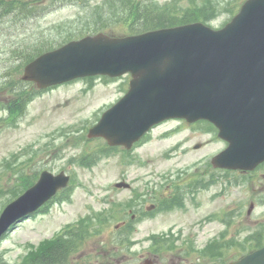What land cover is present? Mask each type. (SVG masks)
<instances>
[{"label": "rangeland", "instance_id": "374dc122", "mask_svg": "<svg viewBox=\"0 0 264 264\" xmlns=\"http://www.w3.org/2000/svg\"><path fill=\"white\" fill-rule=\"evenodd\" d=\"M141 1L146 0H44L25 19L17 21L0 15V100L8 101L11 97L4 82L34 93L18 116L0 110V212L26 187L21 184L24 176L34 181L43 169L54 173L64 170L72 179L69 189L53 198L45 211L32 214L4 235L0 241L1 260L15 264L30 259L42 243L55 238L62 228L88 212L96 215L103 212L104 221L111 227L117 222L115 207L134 205L127 200L136 191L146 193L148 205L156 202L169 185H177L180 178L183 187L196 178L205 185L194 195L184 193L182 208L177 204L166 213L155 209V216L140 225L148 224L154 234L168 229L175 231L176 225L188 226L195 238H212L226 231L219 217L225 218L227 208L234 205L236 217L229 233L234 254L241 250L246 235L255 234L251 242L264 237L261 223L251 224L248 230L240 228L242 215L237 213L244 210V202L248 206L252 201L255 208L251 218L258 222L264 213V195L255 183L263 181L256 177L254 182L211 166V157L224 149L226 142L207 121L187 123L171 118L156 124L129 150L109 147L102 138H88L87 129L126 92L129 74L77 78L38 91L34 83L21 79L26 51L56 47L95 31L111 34L138 31L131 28L125 16L129 15L131 3ZM151 1L158 8L170 7L173 14L198 15L200 18L196 19L213 28L228 21L242 2L149 0L148 3ZM20 80L26 87L19 84ZM197 145L200 147L195 148ZM123 179L131 184L129 190L115 187V182ZM149 193L151 198H147ZM212 213H216L214 218H210Z\"/></svg>", "mask_w": 264, "mask_h": 264}, {"label": "water", "instance_id": "95a60500", "mask_svg": "<svg viewBox=\"0 0 264 264\" xmlns=\"http://www.w3.org/2000/svg\"><path fill=\"white\" fill-rule=\"evenodd\" d=\"M126 72L131 74L128 91L103 112L89 137L130 148L166 118L206 119L228 141L212 157L214 166L251 169L264 160V0H245L219 29L193 22L119 37L86 35L28 62L22 79L44 88L76 77ZM68 180L64 171L43 170L4 207L0 238ZM230 264H264V246Z\"/></svg>", "mask_w": 264, "mask_h": 264}, {"label": "flooded vegetation", "instance_id": "af4514ba", "mask_svg": "<svg viewBox=\"0 0 264 264\" xmlns=\"http://www.w3.org/2000/svg\"><path fill=\"white\" fill-rule=\"evenodd\" d=\"M230 171L241 177H249L254 182L253 178L259 177L263 182L255 184L264 195V161L252 170ZM169 190L171 189L165 191L167 194L159 197L158 203L170 204L174 202L175 192ZM151 197V194L147 195V198ZM180 198L184 199V195H181ZM144 202H146L144 199L138 202V208L142 207V211L140 210L136 214L132 210H128V213H124L111 228L105 229L106 224L101 222L77 223L76 227L70 229L67 264H227L264 245V240L251 245V241L246 235L243 241V249L246 251L241 247V250L234 254V244L231 241L233 237L229 236V233H232V223L236 217L234 205L227 208L229 211L226 212L225 218L219 217L224 225L223 229L226 231H221L212 238L198 239L194 237L193 232L189 231L190 227L188 226L179 227L176 225L173 227L176 229L175 231H168V229L165 232L154 234V231H149L148 224L140 225L144 220L155 216L153 210H144L145 207L142 205ZM243 205L245 206L244 210L237 211L242 215L241 220L239 219L240 228L248 230L251 224L258 223H261L260 227H264V213L256 222L251 218L255 208L254 203L251 201L246 206L244 202ZM169 210L171 208L163 207L159 212L166 213ZM215 214H211L213 218ZM195 234L197 237L198 233ZM202 240L204 241L202 242Z\"/></svg>", "mask_w": 264, "mask_h": 264}, {"label": "trees", "instance_id": "16d2710c", "mask_svg": "<svg viewBox=\"0 0 264 264\" xmlns=\"http://www.w3.org/2000/svg\"><path fill=\"white\" fill-rule=\"evenodd\" d=\"M44 0H0V15L7 18H13L18 20L25 19L34 14L35 10L43 3ZM170 7L158 8L155 2H134L131 3L129 15L125 16V20H128L131 28H136L138 31H132V33L141 32L148 29L157 27H166L188 22L196 18H200L198 15L185 16L183 14H173L170 12ZM42 50L26 51L24 56V62H28ZM9 81V80H8ZM23 87H26V83L19 81ZM4 86L10 88V95L8 101L0 100V108H6L11 116H18L26 108L27 103L31 100L33 92L22 89L21 86L13 85L4 82ZM21 87V88H20ZM32 179L29 176H24L21 180L22 187L30 185ZM15 195V194H14ZM68 251V236L57 237L54 241H46L42 243L36 255L42 256L49 255L57 258V262H62L63 257Z\"/></svg>", "mask_w": 264, "mask_h": 264}]
</instances>
